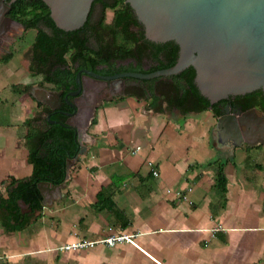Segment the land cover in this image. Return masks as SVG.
<instances>
[{
  "label": "crops",
  "instance_id": "crops-1",
  "mask_svg": "<svg viewBox=\"0 0 264 264\" xmlns=\"http://www.w3.org/2000/svg\"><path fill=\"white\" fill-rule=\"evenodd\" d=\"M36 31L23 29L25 46ZM21 40H9L11 56L0 60L3 197L11 178L32 172L28 135L49 115L37 94L57 88L30 72ZM149 103L124 92L102 101L59 192L33 212L19 200L23 227L11 228L0 206V264H264V142L220 140L209 107L183 114ZM114 234L132 241H100ZM80 240L92 243L65 247Z\"/></svg>",
  "mask_w": 264,
  "mask_h": 264
},
{
  "label": "water",
  "instance_id": "water-1",
  "mask_svg": "<svg viewBox=\"0 0 264 264\" xmlns=\"http://www.w3.org/2000/svg\"><path fill=\"white\" fill-rule=\"evenodd\" d=\"M13 1L0 0V35L6 33L9 26L18 24L24 28L20 21L8 15ZM43 1L58 27L73 30L83 25L93 0ZM125 1L143 24L148 38L172 40L178 45L176 61L170 66L148 72L126 70L104 75L84 69V74L106 80L115 77L124 79L125 76L149 79L175 74L192 65L195 69L194 83L199 92L208 98L209 108L221 99L226 100L221 113L217 115L215 127L220 140L230 138L233 146L244 141L264 142V114L259 113L256 106L242 109L231 101L237 94L256 89H261L264 94V0ZM2 42L1 37L0 44ZM81 79V70H78L75 78L77 90L64 95L61 89L51 90L56 104H49L52 108H58L60 102H67L72 108L63 112L67 115L66 123L75 126L80 143L78 154L84 149L86 128L93 113L92 108H87L90 112L86 120L85 115L80 118V108L68 98V95L81 91ZM46 93L43 90L37 97L48 103ZM47 120L53 121L49 115ZM247 132L253 134L246 136ZM78 154L66 160L64 180L68 179L71 165ZM63 182L38 181L42 201L49 202L54 192H59Z\"/></svg>",
  "mask_w": 264,
  "mask_h": 264
},
{
  "label": "trees",
  "instance_id": "trees-1",
  "mask_svg": "<svg viewBox=\"0 0 264 264\" xmlns=\"http://www.w3.org/2000/svg\"><path fill=\"white\" fill-rule=\"evenodd\" d=\"M115 2L119 3V8L114 12L112 23L105 22L104 17L105 8L111 6V3L103 1L101 14L94 28L99 40L101 39L108 45L107 52L118 51L117 44H123L120 49H123L124 54H133L135 52L133 46H127L126 43L131 39L136 43L137 39L144 38L142 23L128 2L125 0ZM8 15L20 21L24 28H36L34 40L29 48L30 72L41 73L43 81L54 83L57 88L63 89L64 94L76 86V71L80 65L94 70L96 65L106 64L108 68L103 67L99 71L108 73L113 70L112 66L116 65L117 59L131 57L136 60L135 65L131 60L128 65L121 64L114 69L143 71L144 57H152L83 56L103 51L90 48L86 43L88 33H91L87 31V28H91L88 17L80 27L64 30L55 24L50 16V9L43 0H15L11 4ZM131 25H135L136 29L131 28ZM106 35L109 36L108 40L105 38ZM170 47L169 56H154L155 60L151 62L147 71L174 64L178 55V45L171 40ZM9 56L11 53L5 52L0 56V60H7ZM76 62L77 65H75ZM194 74L195 69L190 65L175 74L140 80L141 83L147 84L149 91L143 86L133 84L125 87L124 93L147 97L149 104L157 110L177 109L183 114L200 111L208 108L210 102L196 87L193 80ZM231 100L234 105L242 109L256 106L264 111V94L261 89L237 94ZM163 103H165L164 106ZM225 103L226 100L221 99L212 104L211 109L215 115L221 113V107ZM64 110H70L67 103L59 110H50V118L53 121H47L43 128L38 127L29 132V161L32 163V172L26 178H11L8 181L7 197L0 196V206L6 213L11 214L8 218L11 228L23 227L28 221L29 216L21 211L19 200L27 204L30 212L41 209L42 194L37 182L41 180L51 183L63 182L66 174V160L75 157L78 153L80 143L76 129L75 126L66 123L67 115L63 112ZM225 183L223 162L220 161L217 164V184L225 189Z\"/></svg>",
  "mask_w": 264,
  "mask_h": 264
},
{
  "label": "flooded vegetation",
  "instance_id": "flooded-vegetation-1",
  "mask_svg": "<svg viewBox=\"0 0 264 264\" xmlns=\"http://www.w3.org/2000/svg\"><path fill=\"white\" fill-rule=\"evenodd\" d=\"M103 1L104 2L107 1V2L111 3V6H108V7L112 8V15H111L110 19L108 21L107 20L105 21L107 23H112V18H113L114 12L116 9L119 8V3L115 2L116 0H95L94 3L92 1L91 7H90L88 14H87V17L90 20V24H91V28H87V31L88 32L90 31L91 33H88L89 37L87 38L86 43L90 48H93L95 50L96 49H102L103 51H102V53H90V54H85L83 56H152L151 58L150 57H144V59H143V69L145 70V72H148L147 70L150 67L151 62L153 60H155L154 56H169V51L171 49V47H170L171 40L156 41V40H152V39L148 38L145 35L143 24L141 25V28L143 31L144 38L137 39L136 43L134 42L133 39L127 41V43H126L127 46H133V48L135 50V52L133 54H124L123 49L122 48L120 49V46L123 44H117L118 48H119L118 51L107 52L108 51V45L106 43H104V41H102L101 39L99 40V37L97 35L98 33L96 32V30L94 28L95 24H97V22L99 20V16L101 14V10L103 7ZM131 28L136 29V26L131 25ZM8 35L9 34H7L4 37L3 42ZM105 38H106V40H108L109 36L106 35ZM117 40L119 42L120 39L118 38ZM8 41L9 40L5 41V43H7ZM2 43L0 45H2ZM131 60H133V64L135 65L136 60L131 58V57H128L125 59H117L116 65L112 66L113 70L111 72H108V73L99 71V69L103 68V67H106V69H107L108 66L106 64L96 65L94 70L88 66H84V65L79 66L78 70H81V75H82L81 91H79L76 95H68V98L70 99V101L72 103H74L76 106H78L80 108L82 117H84V115H85V120L87 118V114H89L88 113L89 110H87V108H89V109L92 108V112H93L94 109L102 101H104L105 99L111 98L115 94L124 92V89L127 86L137 84L138 86H143L145 89H147V91H149L147 84L141 83L140 80L143 81V79H140V78L125 76L124 79H122L120 77H115V78L106 80V79H98V78L88 76V75L84 74V72H83L84 69H89V70H93L97 73H101L104 75H110V74L118 73L121 71H126L127 69H114V68L119 67V65H121V64H127L128 65V63ZM154 64H156L155 61H154ZM75 65H77V62L75 63ZM134 71H138V70H134ZM153 78H155V77H153ZM149 79H152V78H149ZM77 88H78V85L76 82V86L67 90L66 93L71 92V91H75V90H77ZM36 89L38 90V88H36ZM36 89H34L33 91L35 92ZM58 89H61L62 95H64L62 88H55L53 90H58ZM38 95H40V93H38L37 96ZM45 98H47V102H48V109L46 111V114H49V115L51 114L50 110H53V111L59 110V109H61V107L63 105H65L67 103V102H60L58 105V108H51L49 106V104H56L55 96L53 94H51V92H50L48 95L45 96ZM223 105H222V107H223ZM67 106L70 110H72V108L69 106L68 103H67ZM256 108L258 109V112L260 111V113L264 114L263 110L259 109L258 107H256ZM91 117L89 119V122L91 120ZM77 121H78V123H81L80 119H77Z\"/></svg>",
  "mask_w": 264,
  "mask_h": 264
},
{
  "label": "rangeland",
  "instance_id": "rangeland-1",
  "mask_svg": "<svg viewBox=\"0 0 264 264\" xmlns=\"http://www.w3.org/2000/svg\"><path fill=\"white\" fill-rule=\"evenodd\" d=\"M111 15H112V8L107 7L105 9V16H104L105 17V20L108 21L110 19ZM23 29L24 28L21 25H18V24L13 25V26H11L9 28V30L7 32V34H9V35L5 38V40L2 43V45H0V56L3 53L7 52L8 49H10V48L13 49V44H11L10 46L9 45H6L5 41H7V40H12L14 38H20V37H22V40L19 41V43H21V44L24 45ZM32 37H33L32 30H26V32H25V40H28V38H32ZM7 46H8V48H7ZM29 48H30L29 45H27V46L24 45L20 49V56H24V57L29 58ZM15 50L18 51V48L17 49L15 48ZM29 60H30V58H29ZM173 110H174V112H176L177 109H173ZM259 113H260V111H259Z\"/></svg>",
  "mask_w": 264,
  "mask_h": 264
},
{
  "label": "built area",
  "instance_id": "built-area-1",
  "mask_svg": "<svg viewBox=\"0 0 264 264\" xmlns=\"http://www.w3.org/2000/svg\"><path fill=\"white\" fill-rule=\"evenodd\" d=\"M130 151H138L140 149L139 145H130L129 146ZM155 174H157L156 171H154ZM132 241V235L131 234H114V235H110L107 236L105 238L100 239V241H104L109 245H112L118 241ZM92 243V240L88 241V240H80L77 242H70L65 244V247H75V246H82V245H86V244H90ZM1 259V256H0Z\"/></svg>",
  "mask_w": 264,
  "mask_h": 264
},
{
  "label": "bare ground",
  "instance_id": "bare-ground-1",
  "mask_svg": "<svg viewBox=\"0 0 264 264\" xmlns=\"http://www.w3.org/2000/svg\"><path fill=\"white\" fill-rule=\"evenodd\" d=\"M9 28H10V26H9ZM6 31H7V30H6ZM7 32H8V31H7ZM7 32H6V33H7ZM6 33H2V34L0 35V36L2 37V41H3L4 37L6 36ZM1 37H0V38H1ZM79 117H81V114L79 115ZM252 123H254V122L252 121ZM254 126L257 127L256 124H254ZM250 132H251V131H250ZM252 132H253V131H252ZM252 134H253V133H249V132H247V133H246V136H249V135H252ZM255 134H258V133L255 132Z\"/></svg>",
  "mask_w": 264,
  "mask_h": 264
}]
</instances>
